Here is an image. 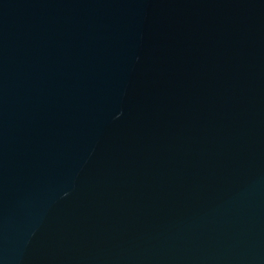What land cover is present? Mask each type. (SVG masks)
<instances>
[{"label":"water","instance_id":"1","mask_svg":"<svg viewBox=\"0 0 264 264\" xmlns=\"http://www.w3.org/2000/svg\"><path fill=\"white\" fill-rule=\"evenodd\" d=\"M0 264H264V0H0Z\"/></svg>","mask_w":264,"mask_h":264}]
</instances>
